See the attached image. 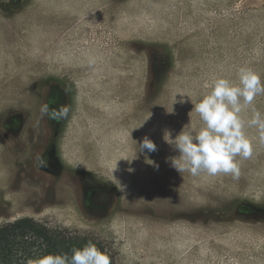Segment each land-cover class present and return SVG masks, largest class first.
I'll list each match as a JSON object with an SVG mask.
<instances>
[{
  "label": "rangeland",
  "instance_id": "rangeland-1",
  "mask_svg": "<svg viewBox=\"0 0 264 264\" xmlns=\"http://www.w3.org/2000/svg\"><path fill=\"white\" fill-rule=\"evenodd\" d=\"M81 1L0 0V226L95 236L118 264H264L257 130L238 174L179 173L163 139L203 127L191 101L215 78L249 67L264 83V0H84L68 23L37 17Z\"/></svg>",
  "mask_w": 264,
  "mask_h": 264
},
{
  "label": "clouds",
  "instance_id": "clouds-1",
  "mask_svg": "<svg viewBox=\"0 0 264 264\" xmlns=\"http://www.w3.org/2000/svg\"><path fill=\"white\" fill-rule=\"evenodd\" d=\"M237 81L215 78L209 85L210 91L199 102L191 101L194 108L189 115L195 112L203 123L198 132L190 130L191 122L175 139L165 130L164 141L179 153L168 160L179 173L238 174L237 157L247 159L253 153V142L246 135L245 127H254L259 143L264 145V113L253 106L254 99L264 95V83L249 67L238 70ZM249 108L251 117L245 121L241 114ZM47 111L45 106L42 112ZM60 111L66 114L67 109ZM144 149L154 152L157 146L145 137L140 144V150ZM27 264H110V258L89 242L83 248H73L70 258L66 253L48 254L29 259Z\"/></svg>",
  "mask_w": 264,
  "mask_h": 264
},
{
  "label": "trees",
  "instance_id": "trees-1",
  "mask_svg": "<svg viewBox=\"0 0 264 264\" xmlns=\"http://www.w3.org/2000/svg\"><path fill=\"white\" fill-rule=\"evenodd\" d=\"M89 242L110 258V264H118L113 249L95 236L22 217L0 226V264H27L29 259L48 254L66 253L70 258L73 248Z\"/></svg>",
  "mask_w": 264,
  "mask_h": 264
},
{
  "label": "crops",
  "instance_id": "crops-1",
  "mask_svg": "<svg viewBox=\"0 0 264 264\" xmlns=\"http://www.w3.org/2000/svg\"><path fill=\"white\" fill-rule=\"evenodd\" d=\"M92 2H94L93 0H91ZM83 4H84V0H82L81 2H80V4H78V6H77V8H76V10L74 11V10H70V11H68V14L66 13V10L64 11V10H62V11H53V12H50V11H48L47 9H45V10H43L42 12H40L38 15H37V17H44L46 20H45V24L46 23H49V24H53V22L52 21H50V19H54L53 18V16L55 15V16H65V19L63 20V17H60V18H56V20L57 21H60L59 19H61L62 20V22H65V23H68L69 22V20H70V18H72L71 16H73V14L74 13H76V12H78V11H80L82 8H83ZM44 7H48V4H46ZM58 12V13H57ZM68 18V19H67ZM25 25H26V22H25ZM46 29L47 28H49V26L47 25L46 27H45ZM1 33V32H0ZM2 33H7L6 31L5 32H2ZM13 33H17V32H13ZM20 33V32H19ZM35 34H38V35H40V33H35ZM13 37H11L10 39H12ZM48 37H46V38H43L44 40H49V39H47ZM22 39V38H21ZM42 39V40H43ZM16 43L17 44H22L23 43V41H21L20 39H18V36H17V40H16ZM6 168V167H5ZM5 168H3V169H5Z\"/></svg>",
  "mask_w": 264,
  "mask_h": 264
}]
</instances>
